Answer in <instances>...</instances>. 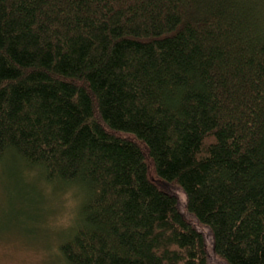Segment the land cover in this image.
Wrapping results in <instances>:
<instances>
[{"label": "trees", "instance_id": "1", "mask_svg": "<svg viewBox=\"0 0 264 264\" xmlns=\"http://www.w3.org/2000/svg\"><path fill=\"white\" fill-rule=\"evenodd\" d=\"M8 159L78 193L61 264H264V0H0Z\"/></svg>", "mask_w": 264, "mask_h": 264}, {"label": "rangeland", "instance_id": "2", "mask_svg": "<svg viewBox=\"0 0 264 264\" xmlns=\"http://www.w3.org/2000/svg\"><path fill=\"white\" fill-rule=\"evenodd\" d=\"M149 177L174 193L184 211V197L177 187L158 180L151 169ZM32 200H38L40 214L31 207ZM79 204L76 190H54L34 171H22L18 163L6 160L0 165V264H61L57 243Z\"/></svg>", "mask_w": 264, "mask_h": 264}]
</instances>
